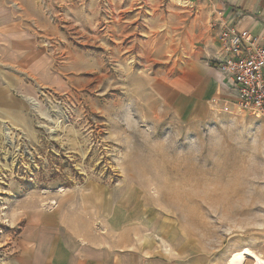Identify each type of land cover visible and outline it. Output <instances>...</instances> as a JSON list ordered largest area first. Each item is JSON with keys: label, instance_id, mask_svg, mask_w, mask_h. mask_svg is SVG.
<instances>
[{"label": "rangeland", "instance_id": "rangeland-1", "mask_svg": "<svg viewBox=\"0 0 264 264\" xmlns=\"http://www.w3.org/2000/svg\"><path fill=\"white\" fill-rule=\"evenodd\" d=\"M214 9L212 0H0V81L19 87L0 92V264H13L34 216L68 232L78 220L105 263L228 264L243 250L264 259V155L255 165L244 155L264 120L238 112L229 89L192 122L165 95ZM145 70L142 127L161 124L154 142L183 136L170 154L141 150L121 168L115 117ZM233 121L239 139L223 153L183 155Z\"/></svg>", "mask_w": 264, "mask_h": 264}, {"label": "crops", "instance_id": "crops-1", "mask_svg": "<svg viewBox=\"0 0 264 264\" xmlns=\"http://www.w3.org/2000/svg\"><path fill=\"white\" fill-rule=\"evenodd\" d=\"M212 2L215 9L210 33L165 84V95L169 94L166 97L173 103L174 112L185 121L203 119L212 102L223 98L229 89L223 76L218 79L221 73L214 61L220 59L218 34L221 25L235 26L238 30L260 35L264 43V0ZM6 80L10 84L0 81L2 94L19 90L18 83L11 78ZM167 98L165 101H168ZM43 221L27 225L24 241L20 243L21 249L13 259V264H120L104 262V249L98 243L100 239L92 232L84 231L78 220L70 223L69 232L66 231L69 223L58 224L52 216H47ZM60 229H65L64 234H60Z\"/></svg>", "mask_w": 264, "mask_h": 264}, {"label": "clouds", "instance_id": "clouds-1", "mask_svg": "<svg viewBox=\"0 0 264 264\" xmlns=\"http://www.w3.org/2000/svg\"><path fill=\"white\" fill-rule=\"evenodd\" d=\"M150 73L143 71L141 75L131 79L127 86L126 95L128 100L123 104L115 119L118 121L119 128L117 130V140L124 146L125 154L123 159L117 161L118 167L123 168L125 161L135 153L141 150H147L154 154H170L177 141L183 136H177V129L160 142H154L152 137L161 124L154 119L150 127H142L145 123L139 117L137 112V104L147 85ZM222 74L218 75L219 77ZM240 128L236 121L231 122L228 126H222L219 130L208 129L207 133L200 135L194 139L187 153V156L193 161L199 162L200 158L207 152L210 155H218L223 153L229 143H236L239 139ZM246 162L249 165L258 163L257 155H264V134L257 132L250 146V150L245 154ZM39 222L36 216L33 217L32 223Z\"/></svg>", "mask_w": 264, "mask_h": 264}, {"label": "built area", "instance_id": "built-area-1", "mask_svg": "<svg viewBox=\"0 0 264 264\" xmlns=\"http://www.w3.org/2000/svg\"><path fill=\"white\" fill-rule=\"evenodd\" d=\"M220 59L217 69L229 84L236 110L264 120V43L263 37L235 26H220Z\"/></svg>", "mask_w": 264, "mask_h": 264}, {"label": "bare ground", "instance_id": "bare-ground-1", "mask_svg": "<svg viewBox=\"0 0 264 264\" xmlns=\"http://www.w3.org/2000/svg\"><path fill=\"white\" fill-rule=\"evenodd\" d=\"M247 262L264 264V259L251 250H243L233 254L228 260V264H247Z\"/></svg>", "mask_w": 264, "mask_h": 264}]
</instances>
